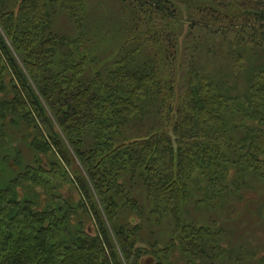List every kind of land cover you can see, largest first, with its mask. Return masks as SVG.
<instances>
[{"label": "trees", "instance_id": "obj_1", "mask_svg": "<svg viewBox=\"0 0 264 264\" xmlns=\"http://www.w3.org/2000/svg\"><path fill=\"white\" fill-rule=\"evenodd\" d=\"M122 1L145 32L93 68L79 54L82 0H0V264H167L178 252L216 264V233L187 222L183 208L240 197L248 177L264 181V0ZM186 24L200 33L189 63L204 48L225 62L190 65L180 94ZM216 37L226 49L208 42ZM125 211L148 226L172 220L170 236L144 246L143 223Z\"/></svg>", "mask_w": 264, "mask_h": 264}, {"label": "rangeland", "instance_id": "obj_2", "mask_svg": "<svg viewBox=\"0 0 264 264\" xmlns=\"http://www.w3.org/2000/svg\"><path fill=\"white\" fill-rule=\"evenodd\" d=\"M87 18V34L84 37V48L79 54L89 55L96 60L93 66H103L111 64L121 53L122 47L129 37L135 38L141 32H145L146 27L132 23V20L127 18L131 12L126 9L122 0H82ZM64 32L72 38H79L78 30L73 22L67 17H61L58 23ZM133 27V28H132ZM188 24L184 29V33L180 36L179 59L177 68L180 73V82L178 81V93L185 91V72L191 66L199 68L203 72L212 71L215 68L221 67L225 62L224 54L221 58L218 56L207 54L206 48L204 51L195 55V61L190 62L191 54L195 52L193 49L194 38H199V32L195 31L189 36ZM131 35V36H130ZM183 35V36H182ZM188 36V39H186ZM190 40V42H189ZM205 40L206 36L202 35L201 39ZM144 39L139 44L143 43ZM151 41V42H150ZM148 47L160 48L161 44L155 45L152 39H145ZM208 42H216L220 47L226 49V45L219 38H210ZM127 45V43H126ZM138 45V44H137ZM129 46V44H128ZM162 47V46H161ZM156 48V49H157ZM161 49V48H160ZM79 56V57H80ZM226 70V68H225ZM232 86L239 84V90L244 91L246 79L242 78L238 81L237 74H233L231 78ZM177 100H179L177 98ZM25 155L27 162L32 161V154L28 146L24 143L20 144L19 148ZM78 165V164H77ZM76 165L69 168L70 173H74ZM249 185L242 189L241 196L236 197L234 194L227 198L208 200L206 197H201L202 202L199 204L194 200L187 204L182 211V215L187 222H194L198 225H207L213 228L216 233V241L213 246L212 254H217L215 259L216 264H259L264 258V181L248 177ZM61 184V183H60ZM65 188L60 185V192ZM69 199L74 202L78 199V191L69 194ZM77 196V198H76ZM134 196L148 208L146 216H148L151 205L147 202L146 195L143 189L138 188L134 191ZM201 200V199H200ZM125 216L136 218L138 222L143 223L144 237L146 240L143 243L147 246L148 243L155 239H167L170 236V228L172 220H167L164 225L154 224L146 225L144 217L137 214H130L125 211ZM155 218L154 215H152ZM89 224V223H88ZM156 232V234L154 232ZM156 237V238H155ZM149 246V245H148ZM212 246V247H213ZM157 260L153 256L145 257V264H153ZM209 264L210 262L198 260L196 264ZM167 264H188L186 259L180 252L175 253L170 263Z\"/></svg>", "mask_w": 264, "mask_h": 264}]
</instances>
